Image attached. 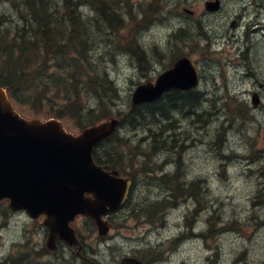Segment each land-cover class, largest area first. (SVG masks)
<instances>
[{"label":"rangeland","instance_id":"1","mask_svg":"<svg viewBox=\"0 0 264 264\" xmlns=\"http://www.w3.org/2000/svg\"><path fill=\"white\" fill-rule=\"evenodd\" d=\"M111 1L123 15L119 17L123 28L111 29L93 5L82 9L90 27L89 61L97 75L110 80L106 85L116 88L115 93L109 87L102 91L103 106L95 97H88L87 103L101 106L95 110L107 109L112 117L125 118L119 131L127 137L114 140V148L125 154L123 166L127 172L122 175L135 179L128 204L110 218L111 229L105 240H101L96 225L84 217L77 218L75 227L88 243L84 259L67 246L50 250L43 217L33 219L25 211L11 215L2 203L0 257L11 250L12 264H19L21 251L24 264H89L87 260L92 258L115 264L133 252L146 264H229L240 248L248 247L246 257L250 261L264 258V107L254 110L226 103L230 98L241 102L240 96L247 93L240 89L249 87L224 61L228 51L218 53L215 43L200 39L197 26L185 25L182 38L180 31L173 32L179 28L182 7L199 5V0ZM12 7L0 0V15L7 16L0 18L1 28L8 24L11 29L12 22L18 21L16 8ZM198 9L203 10V5ZM131 47L134 52L138 48L144 53L143 65ZM226 48L232 50L229 45ZM184 55L190 56L202 71V102L190 111H172L169 119L157 116L154 121L129 125L134 88L155 81L160 72ZM263 78L264 72L259 76ZM51 97L57 100L55 93ZM63 101L61 98L57 104ZM15 108L28 118L49 114V109L39 103L15 102ZM61 120L69 132L77 134L82 130L80 121L72 116ZM177 139V144H183L179 149L163 148L150 153L149 164L157 163L151 172L150 165L143 163V151H150L148 147L153 145L159 147L162 140ZM138 141L143 145L136 148ZM166 174L169 177L161 179ZM174 174L178 177L172 181ZM179 179L192 182V187L196 185L194 181L199 182L198 201L205 205L204 213L200 214L203 206L198 204L197 213L183 218L188 208L186 200L170 209L172 204L165 197L167 186ZM175 188L184 195V189ZM210 211L214 214L213 228ZM4 212L7 215L1 214ZM187 224L197 230L193 233L185 229ZM241 232L247 235L242 237Z\"/></svg>","mask_w":264,"mask_h":264},{"label":"trees","instance_id":"2","mask_svg":"<svg viewBox=\"0 0 264 264\" xmlns=\"http://www.w3.org/2000/svg\"><path fill=\"white\" fill-rule=\"evenodd\" d=\"M2 1L14 6L16 9L12 8L15 9V14L19 18L18 21L12 22L11 29L8 28L10 27L8 24H5L8 27H0V86L7 88L11 99L17 103L20 101L39 103L42 107L49 109V114L44 115L45 120L72 116L80 121L82 128L110 116L107 109L95 110L101 106L94 107L87 103L88 97H95L103 106L105 99L102 91L109 87L106 84H110V80L97 75L89 61L91 57L90 27L82 9L93 5L100 16L108 20L111 29L123 28L122 18H119L123 15L113 2L111 0ZM155 14L156 12L153 16ZM2 15L4 16L2 20L7 18L6 14ZM182 33L183 30L179 32V37ZM129 49L132 51V47ZM137 49L132 53L138 55L143 65L144 53ZM109 89L116 92V88L109 87ZM51 93L56 94L57 100L51 97ZM47 94L49 100L46 99ZM201 95L202 93L197 90L188 92L171 90L155 102L131 106L127 121L129 125L135 127L147 119L154 121L157 116L169 119L172 111H190L191 108L197 107L199 102H202ZM61 98H64V101L57 104ZM95 111L98 112L95 114ZM124 120L125 118L121 119V125ZM122 137L127 136H121L120 132H117L101 142L94 152V158L107 169H119L125 173L127 172L126 166H123L125 154L114 148V140H121ZM177 141L178 139L162 140L159 147L155 145L148 147L150 151L144 150L142 154L143 163L150 165L148 168L151 172L154 171L157 163L149 164L147 158L150 157V153L163 151V148L179 149L183 144H177ZM139 145L143 144L138 141L135 147L139 148ZM168 177L169 175L166 174L161 179ZM177 177L178 175L174 174L172 181H175ZM132 179L135 180L133 177ZM185 182L179 179V182L174 183L173 186H167L168 191L165 197L172 204L170 209H175L188 197L200 198L199 182L194 181L196 184L194 187L191 185L192 182L189 184ZM175 187L184 189V195L181 191L176 192Z\"/></svg>","mask_w":264,"mask_h":264},{"label":"water","instance_id":"3","mask_svg":"<svg viewBox=\"0 0 264 264\" xmlns=\"http://www.w3.org/2000/svg\"><path fill=\"white\" fill-rule=\"evenodd\" d=\"M199 83L195 62L183 56L155 82L137 86L132 103L152 102L171 89L188 90ZM118 124L112 117L74 135L60 120L23 117L0 86V202L9 199L12 210L25 209L35 219L44 216L51 250L58 239L79 244L71 225L79 214L91 217L99 233L106 234L104 216L126 201L130 179L106 170L93 157L96 145L114 134ZM121 264L142 260L125 257Z\"/></svg>","mask_w":264,"mask_h":264},{"label":"flooded vegetation","instance_id":"4","mask_svg":"<svg viewBox=\"0 0 264 264\" xmlns=\"http://www.w3.org/2000/svg\"><path fill=\"white\" fill-rule=\"evenodd\" d=\"M199 2V5H203V10L198 9L199 5L182 7L178 17L180 24L178 27L197 26L200 39L208 41L206 43L209 44L215 43L218 46V53L224 54L228 51L224 61L232 66L233 74H238L242 83L244 85L247 83L249 87L245 85V89L242 91L240 89V92L247 93V95L240 96L243 99L241 102H238L237 98L226 99V102L237 103L245 107L253 106L255 109L262 108L264 106V78L261 80L259 76L264 72V0H199ZM226 45H229L232 50H228ZM198 91H203L202 85L199 86ZM254 98L257 100V106L254 104ZM195 211L196 208H188L184 212V218ZM1 214L7 215L5 212ZM77 235L81 246H77L78 251L76 252L85 259L88 243L78 231ZM105 238L107 237L101 240ZM58 244L67 246L62 241ZM67 248L75 249L70 246ZM247 251L246 247L241 248L233 255L229 264H264V258L250 261L246 257ZM20 253V264H24V252ZM127 256L136 257L133 252H128L122 258ZM89 261L91 264H103L94 258ZM120 263L121 260L115 264ZM0 264H12L11 250L0 257Z\"/></svg>","mask_w":264,"mask_h":264}]
</instances>
